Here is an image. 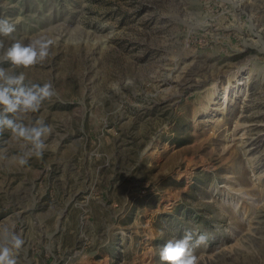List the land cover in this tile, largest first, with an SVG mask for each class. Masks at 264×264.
<instances>
[{"label":"rangeland","instance_id":"374dc122","mask_svg":"<svg viewBox=\"0 0 264 264\" xmlns=\"http://www.w3.org/2000/svg\"><path fill=\"white\" fill-rule=\"evenodd\" d=\"M17 16L14 37L54 44L0 67L56 95L25 120L54 129L41 156L20 165L23 142L0 133L16 264H163L186 231L207 236L199 264H264V0H0Z\"/></svg>","mask_w":264,"mask_h":264},{"label":"clouds","instance_id":"9594fccd","mask_svg":"<svg viewBox=\"0 0 264 264\" xmlns=\"http://www.w3.org/2000/svg\"><path fill=\"white\" fill-rule=\"evenodd\" d=\"M20 22L19 16L0 18V37L13 40L6 49L0 41V49H3L0 64L9 63L13 67L28 69L48 58L54 41L45 35L37 34L24 43L23 39L13 36L16 25ZM26 79L24 72L17 74L0 67V133L7 130L14 140L23 142L27 153L13 158L20 165L27 163V156H41L46 147L45 141L54 133L53 127L42 120H37L34 124L25 123L30 114L39 112L42 104L56 95L52 83L26 82ZM11 239L13 247L17 249L23 243L19 236L13 235ZM206 242V235H199L193 241L192 232L186 231L182 237L170 239L161 247L160 260L163 264H199L195 248ZM0 264H16L9 247H0Z\"/></svg>","mask_w":264,"mask_h":264},{"label":"bare ground","instance_id":"6f19581e","mask_svg":"<svg viewBox=\"0 0 264 264\" xmlns=\"http://www.w3.org/2000/svg\"><path fill=\"white\" fill-rule=\"evenodd\" d=\"M250 131H253L250 139L251 145L255 150H259L264 146V124H254L251 125Z\"/></svg>","mask_w":264,"mask_h":264}]
</instances>
